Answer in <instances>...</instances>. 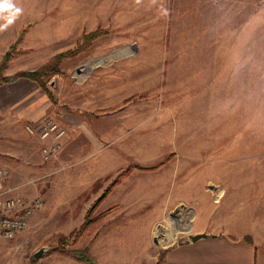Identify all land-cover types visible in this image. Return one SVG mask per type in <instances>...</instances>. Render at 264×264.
<instances>
[{
  "label": "rangeland",
  "instance_id": "obj_1",
  "mask_svg": "<svg viewBox=\"0 0 264 264\" xmlns=\"http://www.w3.org/2000/svg\"><path fill=\"white\" fill-rule=\"evenodd\" d=\"M232 58L241 62L227 71ZM46 64L55 108L45 115L84 116L95 143L56 116L66 132L38 180L43 205L0 236V264L181 241L197 190L210 202L228 169L244 166L233 158L244 131L264 129V0H0V76ZM110 184L90 214L106 215L75 236Z\"/></svg>",
  "mask_w": 264,
  "mask_h": 264
},
{
  "label": "crops",
  "instance_id": "obj_2",
  "mask_svg": "<svg viewBox=\"0 0 264 264\" xmlns=\"http://www.w3.org/2000/svg\"><path fill=\"white\" fill-rule=\"evenodd\" d=\"M234 60L227 61V71H231L230 64L238 60L241 62V58ZM12 83L13 87L10 86ZM54 103L46 91L32 80L25 78L0 85V170L7 171L4 185L14 187L13 194L25 198L39 194L44 183L43 179L38 181L39 177L49 173L50 161L57 157L43 160L41 147L51 140L39 139L24 129L25 122L35 121L53 112ZM58 115L69 127L79 124L81 133L94 142L96 135L92 136L91 130L86 129L85 124L89 122L84 116L70 111ZM238 143H241V147H237V156L233 158L238 160L242 157L244 166L241 169H228L226 175L221 173L227 176V184L216 186L210 202L203 201L202 189L195 191L192 206L195 228L189 230L181 241L162 249L132 248L127 252L122 249L92 250L95 262L82 260L67 250L55 249L58 257L53 258L51 263L264 264V129L256 131L248 127ZM254 160H258V163ZM246 162L249 166H245ZM34 214L29 221H34ZM195 233L202 236L191 240L189 235ZM160 250L161 257L156 259ZM124 255H130L132 259L124 263Z\"/></svg>",
  "mask_w": 264,
  "mask_h": 264
},
{
  "label": "built area",
  "instance_id": "obj_3",
  "mask_svg": "<svg viewBox=\"0 0 264 264\" xmlns=\"http://www.w3.org/2000/svg\"><path fill=\"white\" fill-rule=\"evenodd\" d=\"M25 131L45 142L41 147L43 160L55 158L61 149V138L65 134V127L56 116L45 115L35 121L24 124ZM7 177L5 169L0 170V236L12 238L24 229L35 210L41 208L43 200L36 194L31 198H25L19 194H13L14 187L5 186Z\"/></svg>",
  "mask_w": 264,
  "mask_h": 264
},
{
  "label": "trees",
  "instance_id": "obj_4",
  "mask_svg": "<svg viewBox=\"0 0 264 264\" xmlns=\"http://www.w3.org/2000/svg\"><path fill=\"white\" fill-rule=\"evenodd\" d=\"M97 33V32H96ZM95 32H91L90 34L87 35L88 37L93 38V36L96 35ZM86 36H84L85 38ZM62 56V54H58L57 56H55L52 60V62L57 63L58 59ZM52 69V68H51ZM49 67V64L42 66L39 69L33 70V71H22V72H18L12 76L9 77H1L0 76V83L1 82H11L13 80H15L17 77L19 76H24L25 78L35 81L44 91H46V93L48 94V96L53 99L52 94L47 90V88L44 86V83L42 82V78L44 76H47V74H49L50 71H52ZM150 168V167H148ZM115 182V181H114ZM113 184V183H112ZM111 184L107 187H105L101 193L98 195V197L89 205V210L88 212L85 214L84 219L82 221V224L79 226V228L76 230L75 236H79L81 234H83L84 232H86L91 226L92 224H94L96 221L98 222L99 220H101L103 218V216L106 215V213L108 212L107 210H103L101 212H99L96 215H91V212L94 210V208L101 202V200L107 195V193L109 192ZM60 240L63 244L68 243V238L61 236ZM71 253L75 254L78 258L85 260L87 262H95V257L93 255H91V253L88 250V247H85L83 250L80 249H76V250H71ZM162 254V253H161Z\"/></svg>",
  "mask_w": 264,
  "mask_h": 264
},
{
  "label": "water",
  "instance_id": "obj_5",
  "mask_svg": "<svg viewBox=\"0 0 264 264\" xmlns=\"http://www.w3.org/2000/svg\"><path fill=\"white\" fill-rule=\"evenodd\" d=\"M200 236H202V234L201 233H195V234H190L189 235V238L191 239V240H195L196 238H198V237H200ZM47 248V246H42V247H40V248H38L34 253H33V256L35 257V258H37V257H39L41 254H42V252L45 250Z\"/></svg>",
  "mask_w": 264,
  "mask_h": 264
}]
</instances>
